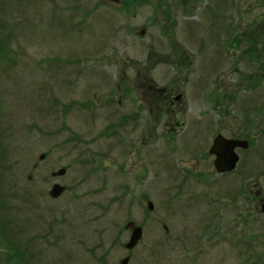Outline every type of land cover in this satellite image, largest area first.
Masks as SVG:
<instances>
[{
  "label": "rangeland",
  "instance_id": "rangeland-1",
  "mask_svg": "<svg viewBox=\"0 0 264 264\" xmlns=\"http://www.w3.org/2000/svg\"><path fill=\"white\" fill-rule=\"evenodd\" d=\"M121 1L0 0V264H264L263 1Z\"/></svg>",
  "mask_w": 264,
  "mask_h": 264
},
{
  "label": "water",
  "instance_id": "water-1",
  "mask_svg": "<svg viewBox=\"0 0 264 264\" xmlns=\"http://www.w3.org/2000/svg\"><path fill=\"white\" fill-rule=\"evenodd\" d=\"M115 3H119L120 0H110ZM250 146L249 140L247 139H237V138H227L223 134H218L213 140V144L210 148V153L215 156L214 166L217 172L227 173L235 170L240 161V155L237 152L238 148L247 149ZM45 154L40 156L44 159ZM66 169L62 168L57 173L53 175H63ZM66 190L65 185L55 183L50 190L49 194L52 198H59ZM154 204L149 202L148 208L152 210ZM262 211L264 212V201L262 203ZM126 229L131 230V235L129 240L126 242L125 247L128 250L134 249L143 237V227L137 225L134 220H130L125 225ZM130 255L124 257L120 264H129Z\"/></svg>",
  "mask_w": 264,
  "mask_h": 264
},
{
  "label": "flooded vegetation",
  "instance_id": "flooded-vegetation-1",
  "mask_svg": "<svg viewBox=\"0 0 264 264\" xmlns=\"http://www.w3.org/2000/svg\"><path fill=\"white\" fill-rule=\"evenodd\" d=\"M261 1H263V3H264V0H261ZM109 3H112V2L109 1ZM112 4H114V3H112ZM152 87H153V86H151V88H152ZM153 88H154V90H156V91H157V89H159V88H157V87H156V88L153 87ZM160 92H161V91H160ZM180 97H181V95H180ZM169 100H170V99H169ZM240 149H241V148H240ZM240 159H241V157H240ZM256 184H257V183H256ZM245 186H246V185H245ZM247 186H248V185H247ZM252 189H253V187H252V186H249V190H250V192H253ZM260 192H261V190H258L257 192L254 193V196H255L256 198L253 197V196H252L251 198H253V199H252L253 201H255V202L257 201V202H256V203H258V204H257V205H258L257 207L259 208V206H260L261 211H262V203H263V201H264V198H262V197L259 196ZM250 196H251V195H249V198H250ZM255 199H256V200H255ZM263 213H264V212H263ZM128 230H130V229H128ZM130 231H131V230H130Z\"/></svg>",
  "mask_w": 264,
  "mask_h": 264
},
{
  "label": "trees",
  "instance_id": "trees-1",
  "mask_svg": "<svg viewBox=\"0 0 264 264\" xmlns=\"http://www.w3.org/2000/svg\"><path fill=\"white\" fill-rule=\"evenodd\" d=\"M108 1V0H107ZM122 1L120 0V2L119 3H121ZM115 4V3H114ZM2 45L0 44V54H1V60L0 61H2V60H4V59H6L8 56H7V54H8V50L4 47V46H2ZM3 62V61H2ZM19 258H20V256H19Z\"/></svg>",
  "mask_w": 264,
  "mask_h": 264
},
{
  "label": "bare ground",
  "instance_id": "bare-ground-1",
  "mask_svg": "<svg viewBox=\"0 0 264 264\" xmlns=\"http://www.w3.org/2000/svg\"><path fill=\"white\" fill-rule=\"evenodd\" d=\"M249 143H250V141H249Z\"/></svg>",
  "mask_w": 264,
  "mask_h": 264
}]
</instances>
